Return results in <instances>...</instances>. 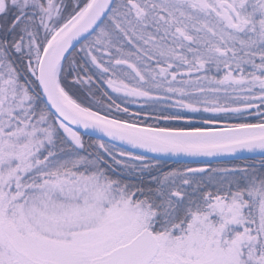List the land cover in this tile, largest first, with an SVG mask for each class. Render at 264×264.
<instances>
[{
  "label": "snow or ice",
  "instance_id": "6c2138e0",
  "mask_svg": "<svg viewBox=\"0 0 264 264\" xmlns=\"http://www.w3.org/2000/svg\"><path fill=\"white\" fill-rule=\"evenodd\" d=\"M0 264H264V0H0Z\"/></svg>",
  "mask_w": 264,
  "mask_h": 264
},
{
  "label": "water",
  "instance_id": "95a60500",
  "mask_svg": "<svg viewBox=\"0 0 264 264\" xmlns=\"http://www.w3.org/2000/svg\"><path fill=\"white\" fill-rule=\"evenodd\" d=\"M245 155H248V154H245Z\"/></svg>",
  "mask_w": 264,
  "mask_h": 264
},
{
  "label": "flooded vegetation",
  "instance_id": "af4514ba",
  "mask_svg": "<svg viewBox=\"0 0 264 264\" xmlns=\"http://www.w3.org/2000/svg\"><path fill=\"white\" fill-rule=\"evenodd\" d=\"M135 107V106H134Z\"/></svg>",
  "mask_w": 264,
  "mask_h": 264
}]
</instances>
